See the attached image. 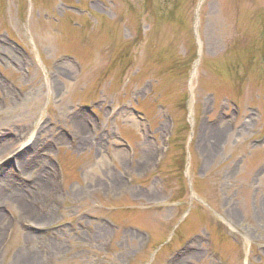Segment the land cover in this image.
Returning <instances> with one entry per match:
<instances>
[{
	"label": "rangeland",
	"instance_id": "obj_1",
	"mask_svg": "<svg viewBox=\"0 0 264 264\" xmlns=\"http://www.w3.org/2000/svg\"><path fill=\"white\" fill-rule=\"evenodd\" d=\"M23 258L264 264V0H0V264Z\"/></svg>",
	"mask_w": 264,
	"mask_h": 264
},
{
	"label": "bare ground",
	"instance_id": "obj_2",
	"mask_svg": "<svg viewBox=\"0 0 264 264\" xmlns=\"http://www.w3.org/2000/svg\"><path fill=\"white\" fill-rule=\"evenodd\" d=\"M22 261H25L23 264H35V261L34 262H29L27 259L23 258ZM21 261V262H22Z\"/></svg>",
	"mask_w": 264,
	"mask_h": 264
}]
</instances>
